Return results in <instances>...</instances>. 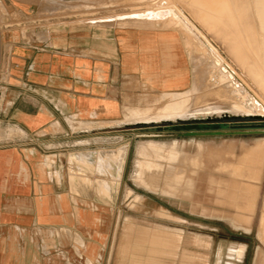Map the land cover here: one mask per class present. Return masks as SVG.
Returning <instances> with one entry per match:
<instances>
[{"label": "crops", "instance_id": "obj_1", "mask_svg": "<svg viewBox=\"0 0 264 264\" xmlns=\"http://www.w3.org/2000/svg\"><path fill=\"white\" fill-rule=\"evenodd\" d=\"M104 1H127L107 6L116 8L115 14L145 3L0 0V264H162L163 255L188 264L193 257L177 254V243L167 238L170 231L161 228L142 230L135 246L128 240L122 255L117 250L125 213L121 165L114 163H136L132 142L147 127L110 122L124 119L129 88H190L193 63L181 36L167 29L123 24L129 18L76 22L61 15ZM72 2L78 8H54ZM72 122L93 125L73 128ZM121 146L123 159H104ZM79 161L111 166L104 174L86 171L95 185L76 183L75 189L71 172H80ZM103 178L118 179L110 195L97 185ZM126 215L135 219L129 209ZM145 242L150 243L146 256Z\"/></svg>", "mask_w": 264, "mask_h": 264}, {"label": "rangeland", "instance_id": "obj_2", "mask_svg": "<svg viewBox=\"0 0 264 264\" xmlns=\"http://www.w3.org/2000/svg\"><path fill=\"white\" fill-rule=\"evenodd\" d=\"M74 3L77 2H72L71 4L73 5L66 4V8L68 6L78 8V4ZM126 3L127 1H104L100 4H93V7L87 6L89 7L88 10L80 11L79 6L77 10H66L61 15L69 16L68 21L76 22L85 21L86 18L89 20H110L117 17L135 19V15H130L127 12L120 15L118 13L115 14L116 8L107 7ZM135 5L137 7L147 6L146 3L138 5L135 3ZM85 14L89 16L86 17ZM161 23L162 22H159L157 25ZM123 24L135 25L131 22H123ZM128 92L129 96H125L124 101H126V103L123 105V108L131 106L130 108L134 109L133 107L138 105L135 108L141 106L143 110H145V108L151 106L155 110L157 107L164 106V103L159 105L158 102L148 97V100L144 98V101H147L146 103L144 101H141L143 102L141 103L142 105L137 103H140V101H137V97L141 96V94L159 96L160 92L148 86L132 87L129 88ZM186 95L187 94H185V97H187ZM171 98L172 97H167L165 101H170ZM205 100L209 102H204ZM149 102L155 104H150ZM143 104H145V108ZM192 109L196 111V114L190 116L188 119L130 123V128L157 126L159 130H162L158 132H150L148 130L141 131L132 142L131 157L135 154L133 158L135 160L138 159L139 145L148 142V140L154 139L167 143L177 140L178 148L187 152V158L185 159V163H182L183 165L181 164V162H183V157L179 158L177 160L178 163L175 164L185 169L187 176L192 177L196 181H194L192 187H187L183 184L182 188H180L181 192L179 191L176 194L167 192V189H164L166 188L164 184V172L168 170L170 159L153 156L156 155L153 152V145L148 146V143H146L147 147L149 149L152 147L151 149L153 151L151 150V152L153 154L141 155L142 157H140L145 161H151L153 164H142L141 178L135 177L136 163H114L121 165L119 168V172H121L119 173L120 180L118 181V179L113 178V180L110 181L103 178L97 181L100 191L105 195H110L113 182L118 181L121 186L120 208L122 213H125V216H121L120 223L118 224L117 240L120 247L117 250H119V254L122 255V244L129 240V244L135 246V239L140 231L161 228L170 231L167 233V238L173 239L174 243H177V254H183L184 256L193 255V257L188 260V264H255L257 260L262 262L264 261V231H262L260 222L262 215H264V154L261 152L262 155H259L263 161L261 159V161H259V159L257 161L255 160L256 162H261V165L250 158H247L244 163L240 162L245 158L243 154L246 148L257 139L264 137V116L241 115L235 112L228 103L217 96L202 98L200 103L193 105ZM260 111L261 108L256 112L261 113L262 111ZM204 120L218 122L229 121L237 129H258L261 130V132L208 133L191 136L180 133L177 129L173 131L165 130L167 125L200 122ZM117 121L116 123H128L124 122L123 119ZM85 123L87 122L79 124ZM89 124H91V126L93 125L92 123ZM78 127L79 126L76 125V128ZM80 127H83V125ZM20 135L21 134H19V136ZM199 143H202L203 146L199 147ZM198 151H201L204 161L203 166L200 168H196L195 165L190 162V158L196 155ZM216 154H219V156ZM118 155L120 154H117L114 158L123 159V156L120 158ZM259 156H257L256 159ZM251 160L255 162H253V166ZM156 161L161 163H156ZM220 161L224 163H218ZM80 164V172L74 170L71 172V181L75 189L80 183L87 188L95 185V182L84 174L86 171L98 170V172L104 174L106 170H110L111 166V163H102L101 165H98V163ZM158 165L161 166L157 167ZM251 167H253V169H251ZM149 175L159 176V186L155 187L145 182V179ZM210 178L212 179L210 180ZM215 181L217 182L216 184ZM76 183L77 185H75ZM249 184H251V186H249ZM106 185H109L108 192L106 191ZM252 186L256 187L252 188ZM253 194L257 195L253 198ZM139 195L142 196L140 200ZM251 198L253 199L251 200ZM203 208L207 209V211ZM128 209L130 213L135 214L134 220L132 219L133 217L131 218L126 215ZM130 227H133V230H129ZM128 233H130L129 236ZM149 247L150 243L145 242L143 247L144 250L141 253L146 256ZM130 249H133V247ZM158 259L162 261V264H179L180 262L179 258H171L164 255L159 256Z\"/></svg>", "mask_w": 264, "mask_h": 264}, {"label": "bare ground", "instance_id": "obj_3", "mask_svg": "<svg viewBox=\"0 0 264 264\" xmlns=\"http://www.w3.org/2000/svg\"><path fill=\"white\" fill-rule=\"evenodd\" d=\"M138 2H145L147 6L140 8L141 10L127 12L136 17L135 19H125L123 22H131L135 26H140L137 28L149 27L154 29L160 27L172 32L173 35L175 33L180 35L188 52L187 55L189 54L191 62L193 63V83H191L192 86L188 89L179 91L165 90L160 92L159 96L141 94V96L137 97V101H140V103L137 102L138 104L143 103L141 101H144V98L147 99L148 97L158 102L159 105L164 103V106L157 107L155 110L151 106L145 108V104H143L145 110L141 106H139L141 108H135L138 106L137 104V106L133 107L134 109L130 108L131 106L124 107V122L145 123L154 120L188 119L190 116L196 114V111L192 109L193 105L200 103V100L207 96L219 97L228 103L235 112L241 115L264 116V0H141ZM67 5L60 3L53 7L62 9L64 7L66 8ZM159 22L162 23L157 25ZM185 94H187V97H185ZM167 97L174 98L173 100L171 98L170 101H165ZM152 102L149 103L155 104ZM204 102L209 101L205 100ZM259 108H261V113L256 112ZM116 122L113 121L110 123ZM105 123L107 122H103L102 124ZM76 125H83V127L91 126L88 122L81 125L72 122L73 128H76ZM19 133L23 134L24 131L19 128ZM146 143L149 144L148 146L153 145L154 151L151 149L152 147L149 149ZM146 143L140 144L138 147L139 158L136 159V178H141L143 163H152L151 161L142 159L141 155H152V150L156 154L153 156L170 159L168 170L164 172V184L166 186L164 189H167V192L176 194L180 191L183 184L187 187L193 186L195 180L187 176L185 169L175 164L178 163L177 160L179 158L183 157V162L180 161L181 164L185 163V159L187 158L186 153L181 148H178L177 140L167 143L165 141L151 139ZM201 146L203 145L199 143V147ZM123 147L121 146L119 148L118 153L109 154L105 159H111L117 156V154H120L118 156L122 158L124 150L126 149V147L125 149ZM261 152L264 154V137L257 139L247 147L244 153L245 158L243 159L250 158L254 159V161L258 159L261 161L262 158L259 156L262 155ZM257 156L260 158L258 157L256 159ZM201 160L202 154L201 151H198L193 163L196 168L203 166ZM104 161L101 163L97 161L98 165H101ZM254 161L251 160L252 166L254 165ZM156 163L159 162L156 161ZM259 164L261 165V162ZM160 166L158 165L157 167ZM158 177L149 175L145 179V182L157 187L159 186ZM216 181L215 184L217 183ZM105 187L108 192L109 185ZM255 187L252 186V188ZM141 198L142 196L139 195V200ZM204 210L207 211V209ZM260 223L262 225V231H264V215H262ZM255 264H264V261L257 260Z\"/></svg>", "mask_w": 264, "mask_h": 264}, {"label": "water", "instance_id": "obj_4", "mask_svg": "<svg viewBox=\"0 0 264 264\" xmlns=\"http://www.w3.org/2000/svg\"><path fill=\"white\" fill-rule=\"evenodd\" d=\"M179 130L180 133L186 134V135H201V134H223V133H247V132H261V130H241L237 129L232 125L229 121H200V122H188L183 124H172L167 125L165 127V130L167 131H173V130ZM146 130L150 132H158L159 127L152 126L147 127Z\"/></svg>", "mask_w": 264, "mask_h": 264}]
</instances>
